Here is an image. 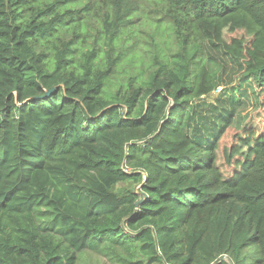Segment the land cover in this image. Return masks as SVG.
I'll use <instances>...</instances> for the list:
<instances>
[{
  "label": "trees",
  "instance_id": "trees-1",
  "mask_svg": "<svg viewBox=\"0 0 264 264\" xmlns=\"http://www.w3.org/2000/svg\"><path fill=\"white\" fill-rule=\"evenodd\" d=\"M103 1L0 0V264H264V0H160L178 49L115 90L133 5ZM92 15L105 57L78 49ZM203 42L241 64L228 85ZM217 89L232 116L204 146L184 117Z\"/></svg>",
  "mask_w": 264,
  "mask_h": 264
},
{
  "label": "rangeland",
  "instance_id": "rangeland-1",
  "mask_svg": "<svg viewBox=\"0 0 264 264\" xmlns=\"http://www.w3.org/2000/svg\"><path fill=\"white\" fill-rule=\"evenodd\" d=\"M96 6L102 5L103 0H93ZM133 9L131 16L133 17V26L131 27L130 39L124 43L123 54L117 62L116 72L110 77L111 90L125 87L127 79L136 75L137 72L143 70L146 74L151 66L156 67L157 63H163L170 60L171 56L177 51L173 35L165 29L168 26L167 19L162 16V3L160 0H130ZM82 5L88 3L89 0H81ZM78 8V5H71ZM84 26L85 37L79 41V50L86 51L92 48H98V54L105 57L108 50L101 34L98 33L99 18L93 15L86 19ZM160 22L158 32L152 36V32L157 23ZM155 24V25H154ZM120 51V44L115 52ZM202 55L208 57L220 64L222 69V82L218 88L228 85L233 77L237 75L242 67L241 64L223 52L221 47L210 42L202 43ZM115 69V68H114ZM245 100V101H244ZM241 101L237 100L234 105V127L241 129L251 113L257 106L254 104V97L248 95ZM232 116V106L222 97L218 89L210 94L203 96L199 100H194L185 117L184 128L187 134L196 142L202 143L204 146L210 145L219 132V130L229 123ZM132 188L137 192L138 185L127 182L120 184L118 188ZM78 264H113L103 254L91 251H84L78 257Z\"/></svg>",
  "mask_w": 264,
  "mask_h": 264
},
{
  "label": "built area",
  "instance_id": "built-area-1",
  "mask_svg": "<svg viewBox=\"0 0 264 264\" xmlns=\"http://www.w3.org/2000/svg\"><path fill=\"white\" fill-rule=\"evenodd\" d=\"M221 259L224 260V261H226L228 264H230L229 259H228V257L226 255H223L221 257Z\"/></svg>",
  "mask_w": 264,
  "mask_h": 264
},
{
  "label": "water",
  "instance_id": "water-1",
  "mask_svg": "<svg viewBox=\"0 0 264 264\" xmlns=\"http://www.w3.org/2000/svg\"><path fill=\"white\" fill-rule=\"evenodd\" d=\"M52 91H53V89L47 91V92L45 93V96H49V95H51Z\"/></svg>",
  "mask_w": 264,
  "mask_h": 264
}]
</instances>
